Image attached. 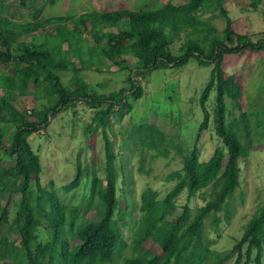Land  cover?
I'll return each mask as SVG.
<instances>
[{
    "label": "trees",
    "instance_id": "1",
    "mask_svg": "<svg viewBox=\"0 0 264 264\" xmlns=\"http://www.w3.org/2000/svg\"><path fill=\"white\" fill-rule=\"evenodd\" d=\"M206 1L220 6L223 0H186L181 4L167 1L153 8L82 12L31 22L0 14V67L14 64L13 71L0 72V123L13 127L9 144L4 143L0 134V151L13 158L9 169L0 165V226L2 223L8 226L7 233L0 235V264L16 261L24 264H225L228 260L232 264H261L264 203L250 215L243 236L235 239L226 251L213 250L203 229L204 221L209 218L214 230L221 222L229 221V201L240 183L238 160L247 155L249 143L241 141L239 131L244 132L246 140L250 135L247 114L240 108L241 84L233 75H225L222 57L244 49L264 50V37L254 39L234 32L223 10V39H211L201 16L196 14ZM258 1L250 0V4L255 6ZM46 24L50 27L43 29ZM106 25L113 31L100 33ZM181 35L184 39L177 51L182 54L173 55L170 47ZM80 36L91 38L93 55L85 53ZM190 59L202 66L212 64L208 81L198 97L202 120L190 152L181 156L180 169L164 178L174 184L162 197L150 187L139 193L137 224L128 243L118 231L114 216L116 212L132 215L125 211L129 204L126 193L131 189L126 185L120 188L123 195L118 200L116 155L108 130L111 117L119 119L131 110L128 96L138 99L142 89L128 76V86L113 96L96 93L81 72L97 70L108 62L119 67L132 61L127 66L129 70L134 68L144 76L157 69L159 60L165 65L180 67ZM63 71L71 73L69 86L60 82L58 73ZM46 86L52 89V94L43 91ZM211 90L215 92L211 119L219 145L207 160L200 161L197 140L207 128L209 113L205 102ZM18 95L30 96L32 107L15 109L12 100ZM224 98H229L240 110L229 122ZM78 100L92 107L82 133L87 137L100 132L104 162L103 176L91 177L83 210V213L94 210L96 219L77 224L76 210L65 213L53 182L49 181L46 186L40 183V161L28 137L47 125L49 117ZM127 134L135 148L151 149L154 156H168L169 146L181 151L180 145L170 142L157 126L148 122L130 127ZM14 169L16 180L12 178ZM120 169L123 172L122 166ZM122 176L124 181L127 174ZM80 178L81 169L76 162L75 176L62 190L77 187ZM208 189V199L192 209L188 204L190 199ZM183 191L185 203L181 212L172 217L174 199ZM15 195L17 207L10 219L9 207ZM220 212L222 217L218 215ZM42 232L45 238L41 237ZM149 241L155 245L153 250L147 244ZM126 251L129 255L121 258Z\"/></svg>",
    "mask_w": 264,
    "mask_h": 264
},
{
    "label": "rangeland",
    "instance_id": "2",
    "mask_svg": "<svg viewBox=\"0 0 264 264\" xmlns=\"http://www.w3.org/2000/svg\"><path fill=\"white\" fill-rule=\"evenodd\" d=\"M39 1L37 0L35 4ZM170 1L173 4H181L186 0ZM165 2L166 0H96L93 3L82 4L78 0H70L69 7H64L60 0H53L42 15L38 13L37 9H34L33 15L36 14L37 18L40 16L36 19L40 20L56 15H78L91 11L153 8L158 3ZM23 3L21 4L19 0H0V13L18 18L21 16L20 11L28 10L21 7L25 6ZM222 10L230 20L231 29L234 32L246 34L254 39L264 37L263 0H259L255 6L250 4V0H223L220 6H216V4L214 6V2L206 1L196 11V14L201 16L204 29L211 39L213 37L223 39L222 30L225 18L222 17ZM43 14L44 17H42ZM48 27L50 24H46L43 29ZM109 31H113V28L106 25L100 33ZM82 38L81 45L85 53L93 55L94 45L91 38L88 36ZM183 39L184 37L181 35L180 39L171 45L170 49L173 55L182 54L177 51V48ZM34 40L39 41V36H34ZM46 40L49 39L46 38ZM131 62L127 61L119 67L108 62L97 70L89 69L81 72L85 82L96 93L113 96L121 88L128 86L126 81L128 76L142 89V94L138 99L128 96L127 100L131 103V110L119 119L111 117V128L108 130V136L112 140L116 155L114 164L118 173L116 181L118 200L120 201L123 195L120 188H124L126 185L131 189L126 193L129 204L125 211L132 212V215L126 213L119 215L116 212L114 216L118 231L128 243L137 224L138 195L141 190L150 187L157 191L158 197H162L165 191L174 184L172 180L166 181L165 176L180 169L181 156L188 154L192 148L198 125L202 120L198 97L208 81L212 67L211 63L205 66L199 65L194 59H190L180 67H174L172 64L165 65L163 60H159L157 69L150 70L143 76L134 68L133 71L129 70L127 66ZM221 66L226 76L233 75L241 84L240 108L247 114L250 135L246 140L244 132L239 131L241 141L249 143L247 155L238 160L240 183L229 201V221L221 222L216 230L213 229L210 218L204 221V232L210 241L211 248L217 252L230 249L234 240L243 236L250 215L257 206L264 203V50L244 49L240 52L224 54ZM13 69L14 64L11 62L0 67V72H9ZM58 74L61 84L69 86L68 80L71 73L63 71ZM43 91L46 94L53 93L48 86L44 87ZM214 95V90H211L205 102L209 119L207 128L199 134L197 140L200 161L207 160L214 148L219 145L211 119ZM12 101L15 109L24 107L29 109L33 102L30 96L19 95L15 96ZM40 101L46 103L45 99ZM224 103L227 107L226 121L229 122L238 116L240 110L229 98H224ZM91 113L92 107L78 100L75 104L67 105L66 109L61 110L53 117H49L47 125L40 127L38 131L28 137L31 148L38 155L40 161V183L46 186L49 181L53 182L54 191L65 207V213L68 214L73 209L76 210L75 221L77 224L96 219L94 210L87 213H83V210L92 175L103 176L104 157L101 134L97 131L91 136L85 137L82 133ZM140 122H148L157 126L170 142L180 145L181 151L177 152L172 146H169V153L166 157L154 156V151L147 148L139 151L133 146L127 130ZM12 131L11 125L0 123V134L5 144L10 143ZM76 162L81 169L79 184L65 192L62 190V186L75 176ZM12 164L13 158L0 151V165L9 169ZM120 166L123 167V172ZM16 174L17 170L14 169L12 178L15 180L17 179ZM30 174L33 173L29 172ZM122 174H127L124 181ZM128 176L130 179L127 178ZM30 187L33 188V183L30 184ZM209 191L208 189L197 193L190 199L189 206L195 209L196 206L201 205L205 199H208ZM16 203L17 196L15 195L9 207L10 219L17 207ZM184 203L185 191L174 199L175 210L172 217L181 212V206ZM119 209L120 205L117 207V210ZM218 215L222 217L223 213L220 212ZM7 230V224L2 223L0 235L6 234ZM41 237H46L44 232L41 233ZM147 244L151 245V242L149 241ZM154 246V244L151 245L152 250ZM127 255H129L128 251L124 252L121 258ZM15 264H24V262L16 261ZM225 264H232V260L226 261ZM261 264H264V244Z\"/></svg>",
    "mask_w": 264,
    "mask_h": 264
},
{
    "label": "crops",
    "instance_id": "3",
    "mask_svg": "<svg viewBox=\"0 0 264 264\" xmlns=\"http://www.w3.org/2000/svg\"><path fill=\"white\" fill-rule=\"evenodd\" d=\"M37 1V0H36ZM36 1L34 2H30L29 1H25L23 4L25 6H21L22 8H27L28 10H22L20 11V17L18 18H14L12 15H6L5 13H0L1 15H4L6 16L7 18H10L12 20H16V21H23V22H27V21H32V20H36L38 19L36 16V14L33 15V11L34 9H37L38 13H40L42 15V13L45 12V10L47 9V7L52 3L53 0H40L39 3L35 4ZM69 1L70 0H60V2L63 4L64 7H69ZM80 3H93L95 2L96 0H78ZM167 1H170V0H166ZM20 2V1H19ZM171 2V1H170ZM22 4V2H20ZM29 7V8H28ZM115 10V9H114ZM35 17V18H34ZM44 17V14L43 16ZM34 18V19H33ZM243 34V33H241Z\"/></svg>",
    "mask_w": 264,
    "mask_h": 264
}]
</instances>
